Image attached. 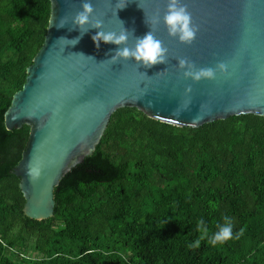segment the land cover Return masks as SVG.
Instances as JSON below:
<instances>
[{"label":"trees","instance_id":"1","mask_svg":"<svg viewBox=\"0 0 264 264\" xmlns=\"http://www.w3.org/2000/svg\"><path fill=\"white\" fill-rule=\"evenodd\" d=\"M50 15V0H0V264H264V115L191 127L118 107L54 187L53 215H25L12 169L30 125L7 130L4 114ZM225 215L239 239L187 247L199 220L211 235Z\"/></svg>","mask_w":264,"mask_h":264},{"label":"water","instance_id":"2","mask_svg":"<svg viewBox=\"0 0 264 264\" xmlns=\"http://www.w3.org/2000/svg\"><path fill=\"white\" fill-rule=\"evenodd\" d=\"M83 2L50 0L44 42L4 114L7 130L30 125L12 172L25 198L23 211L32 219L53 215L54 187L94 151L118 107L134 106L153 119L191 127L241 113L264 115V0H184L200 26L190 45L168 34L163 21L167 0H91L104 31L119 32L123 21L138 37L150 31L146 18L159 11L154 34L168 48L169 60L151 68L135 58L111 63L114 50L125 45L100 41L97 48L92 36L100 29L89 28L76 45L59 39L80 36L72 18ZM117 3L126 6L116 9ZM61 17L68 23L57 28ZM127 46H135L133 37ZM178 57L194 61L197 68H215L224 61L229 70L217 71L214 80L194 81L184 77ZM189 85L191 92L186 91Z\"/></svg>","mask_w":264,"mask_h":264},{"label":"clouds","instance_id":"3","mask_svg":"<svg viewBox=\"0 0 264 264\" xmlns=\"http://www.w3.org/2000/svg\"><path fill=\"white\" fill-rule=\"evenodd\" d=\"M125 6L126 4L121 5L117 3L116 9H123ZM94 13L95 8L91 3V0H84L82 3V10L76 12L72 18V24L75 26L74 28L78 26L80 29V36L73 39H68L66 37H60L59 39L67 41L68 44L76 45L82 36L89 31V28H96L100 29V31L93 35L92 39L96 43L97 48L100 47V41L113 43L118 46L125 45L124 47H118L114 50V55L109 59L111 63H116L120 59L128 60L131 58H135L138 63L142 61L143 65L147 68H151L158 63H168L169 50L164 46L163 41L157 39L154 34L156 26L159 25L161 19L159 11H157L151 19L146 18V22L150 25V31H148L143 37L135 36L134 30L130 31L124 27L123 21H120L121 28L119 32L104 31V21L102 19L94 18ZM163 21L167 26L168 34L174 38L178 37L179 41L184 44H192L200 30V26L193 22L192 14L188 11V4L185 3L184 0H167V9L164 13ZM67 23V18L61 17L56 27L63 28ZM74 28H70L69 31ZM130 37L135 39L134 47L127 46ZM78 54L84 55L83 53ZM88 57L94 60L93 57ZM177 59L178 67L184 70V77L191 78L194 81H200L201 79L214 80L217 77V71L226 74L229 70L228 63L224 61L219 62L215 68H197L195 62L188 58L178 57ZM191 90V85H189L186 88V91L191 92ZM213 207H218V205L213 204ZM223 220L224 224H217L218 231L211 235H209V229L204 220H199L197 222V231L200 235L195 242L188 244L187 247L190 249L199 248L201 242L205 239H207L209 245H222L229 240L239 239L240 236L243 235V228H241L239 232H233L234 225L230 216L225 215Z\"/></svg>","mask_w":264,"mask_h":264}]
</instances>
